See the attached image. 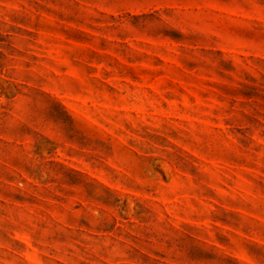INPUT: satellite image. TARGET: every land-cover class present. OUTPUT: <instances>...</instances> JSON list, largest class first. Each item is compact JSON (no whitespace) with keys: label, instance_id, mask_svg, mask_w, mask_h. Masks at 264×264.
Returning <instances> with one entry per match:
<instances>
[{"label":"rangeland","instance_id":"rangeland-1","mask_svg":"<svg viewBox=\"0 0 264 264\" xmlns=\"http://www.w3.org/2000/svg\"><path fill=\"white\" fill-rule=\"evenodd\" d=\"M0 264H264V0H0Z\"/></svg>","mask_w":264,"mask_h":264}]
</instances>
